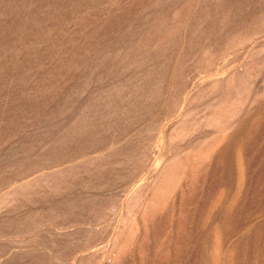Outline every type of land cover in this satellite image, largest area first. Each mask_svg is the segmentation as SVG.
<instances>
[{
    "label": "rangeland",
    "instance_id": "1",
    "mask_svg": "<svg viewBox=\"0 0 264 264\" xmlns=\"http://www.w3.org/2000/svg\"><path fill=\"white\" fill-rule=\"evenodd\" d=\"M0 264H264V0H0Z\"/></svg>",
    "mask_w": 264,
    "mask_h": 264
}]
</instances>
